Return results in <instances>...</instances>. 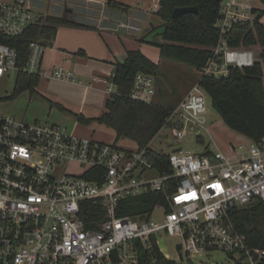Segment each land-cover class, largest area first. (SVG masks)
Instances as JSON below:
<instances>
[{
  "label": "built area",
  "instance_id": "obj_1",
  "mask_svg": "<svg viewBox=\"0 0 264 264\" xmlns=\"http://www.w3.org/2000/svg\"><path fill=\"white\" fill-rule=\"evenodd\" d=\"M222 14L220 40L203 75L220 77L231 66L256 60L252 49L231 47L225 36L253 14L225 0ZM44 19L29 0H0V34L21 35ZM45 50L32 41L20 67L17 50L0 42V79H17L19 72L41 77ZM50 75L75 80L64 66ZM156 92V76L136 74L132 99L152 102ZM206 95L199 81L171 109L163 128L177 142L203 134ZM167 161L168 168L159 169L148 147L127 150L48 120L0 115V264H138L129 245L152 236L159 243L163 233L182 237L178 248L189 256L220 249L240 264H264V248L251 246L230 216L234 206L264 201V146L253 141L248 157L232 160L221 151L210 156L177 145ZM149 191L165 193L161 218H154L155 210L150 216L119 215L124 199ZM87 201L104 208L93 227L82 217Z\"/></svg>",
  "mask_w": 264,
  "mask_h": 264
},
{
  "label": "trees",
  "instance_id": "obj_2",
  "mask_svg": "<svg viewBox=\"0 0 264 264\" xmlns=\"http://www.w3.org/2000/svg\"><path fill=\"white\" fill-rule=\"evenodd\" d=\"M223 1L161 0L157 15L162 19V24L146 35L150 31L148 29L144 34L146 36L140 40L158 46L162 59L182 63L200 71V85L210 96L212 106L224 122L231 129L264 146V23L261 21L263 10L252 9L254 18L234 23L225 34L231 47L255 49L254 64L245 67L231 66L229 73L220 77L201 74L220 40L221 32L217 22L223 17ZM106 2L112 7L120 6L117 0ZM181 6H196L198 12H188L178 18H172L173 9ZM123 9L127 10L129 7L124 6ZM61 25L84 26L68 19L66 15H47L43 21L31 24L21 35L0 34V42L17 50L18 65L23 67L29 56L30 43L38 40L45 46L50 44ZM156 30H161L158 34L162 36L163 41L151 37ZM159 70L160 65L142 51L129 50L124 61L115 63L112 82L117 91L111 92L106 109L97 120L115 130L116 140L129 138L137 143L138 149L148 147L155 166L163 169L168 168V152L151 147V142L163 129L173 106L155 100L143 102L130 96L137 73L157 76ZM40 79L38 74L19 72L14 90L8 98L13 99L27 90L34 93ZM78 118L81 122L89 121L82 115ZM171 190L173 187L168 188V191ZM163 204H166L163 191H149L124 199L119 215L150 216L158 205ZM243 206L230 209L232 222L236 230L246 236L251 246L264 248V201L256 199ZM82 208V217L87 227H93L94 221L104 216L102 205L87 201ZM134 242L138 264H184L166 256L154 236L146 242L141 239Z\"/></svg>",
  "mask_w": 264,
  "mask_h": 264
},
{
  "label": "crops",
  "instance_id": "obj_3",
  "mask_svg": "<svg viewBox=\"0 0 264 264\" xmlns=\"http://www.w3.org/2000/svg\"><path fill=\"white\" fill-rule=\"evenodd\" d=\"M117 1L120 4L119 7L109 6L106 0H29L31 7L45 17L47 15H66L68 19L84 26L61 25L52 42L46 45L42 59L43 75L34 92L35 94L30 92L29 104H27V111H29L23 113L24 116L35 121L44 105L50 106L48 112H52L53 106H60L69 114L71 113L74 119L67 115H57L56 118L63 123L65 121V124L52 121L73 130L76 134H78L77 128L83 124L78 116L82 115L89 121L91 118L85 116L88 111L95 118L101 116L106 109L107 99L113 92L112 77L115 63L124 61L129 50L138 49L123 46L117 38L127 41L129 37H132V34L135 36L140 34L142 35L141 38H144L150 24L153 25L150 15L151 13L157 14L161 0ZM225 1L231 2L238 11L250 13L252 9L264 11L262 0ZM124 6H128L129 9H123ZM261 21L264 23V15ZM139 48L147 57L160 65V70L165 66L170 76L177 75L178 79L181 76L185 80L187 77L193 76L190 73L187 74L184 66V68H179L174 64V61L162 59L161 54L160 56L156 52L151 54V48L146 44L139 45ZM56 66H64L73 71L75 80L52 77L50 72ZM198 72L200 74V71ZM200 77L187 80L186 83L180 78L179 83L181 85L179 84L178 87L169 85L170 88L167 87L169 89L168 97L165 95L164 100L174 107L188 94L193 85L199 82ZM156 83L157 92L154 100L162 102V98H164L162 94H164L165 88L159 83V74L156 76ZM176 88L177 92L175 91ZM40 116L44 117V115ZM72 120H75L73 126L70 123ZM205 130L211 135L213 145L211 142L204 143L203 134L197 136V140L203 141L205 144L197 153L213 156L216 151H221L232 160H242L249 156L253 140L231 129L222 118L207 127L205 126ZM78 135L94 137L93 133ZM138 148L129 150H137ZM165 254L169 257L167 253Z\"/></svg>",
  "mask_w": 264,
  "mask_h": 264
},
{
  "label": "rangeland",
  "instance_id": "obj_4",
  "mask_svg": "<svg viewBox=\"0 0 264 264\" xmlns=\"http://www.w3.org/2000/svg\"><path fill=\"white\" fill-rule=\"evenodd\" d=\"M150 18H152L151 23H153V25L150 24V31L152 30V27L155 26H159L160 24H162V19L155 13H151ZM149 18V19H150ZM143 25V22H142ZM154 29V30H155ZM161 30H156L151 37L159 40V41H163V38L160 34ZM132 37H129L126 40L124 39H119L117 38V40L124 46L127 47H136L138 49H134V50H141V48H139V45H143L146 44L148 47H150L151 49V54H153V52H156L157 55L160 56L161 52L158 46L153 45L151 43L148 42H142L140 40L142 35H131ZM255 52V49H252ZM143 52V51H142ZM256 54V53H255ZM170 61V60H169ZM177 67L179 68H184L187 72V74H192L193 76L187 77V80L190 81V79H196L200 76L199 72L197 71V69H195L194 67L191 66H187L184 65L182 63H178L175 62L174 63ZM184 66V67H183ZM186 74V75H187ZM13 77L8 79H0V115H14L20 119H23L26 122H32L31 118L24 116L23 113L28 112L27 111V104H29V98H30V91H24L22 93H20L19 95H17L15 98L10 99L7 96H10L14 90V86H15V81H16V76L15 74L12 75ZM180 76V75H179ZM181 78V76L179 77V79ZM179 79L176 76H170V73L168 74L166 67L163 66L161 68V70L159 71V83L161 85H164V94L162 98V95L160 96L162 98V102L164 103H168L165 99V95L168 97V88L169 85H171L172 87L177 86L180 84L179 83ZM182 81H184V83L187 82V80H185L184 78H181ZM180 80V81H181ZM181 85V84H180ZM113 91H117V87L113 84L112 86ZM170 88V87H169ZM175 91L177 92V88L175 89ZM35 94V93H34ZM206 102H207V113H206V127L208 125H211L212 123H215L217 120H219L220 118H222L220 116V114L214 109V107L212 106V102H211V98L210 96L207 94L206 95ZM48 107H50L49 105H44L43 108L40 110L39 115H37V120H48V121H59L61 123H63V121H61L60 119L58 120L56 117L57 115H67V116H71V113L69 114V112L65 111L64 108L62 107H58L53 106L52 112H48ZM31 112V110H30ZM29 112V114H30ZM34 113V111H33ZM32 113V114H33ZM40 115H44L40 116ZM48 115V116H47ZM50 115V116H49ZM86 117L91 118V120L89 122H82L83 124H80V126L77 128V133L78 134H83V135H89L92 134L94 135V138L100 141H104V142H112V141H116L117 145H119L120 147L124 148V149H131V148H137V143L129 138H121L119 140H116V132L115 130L103 123H100L97 118H95L93 116V114H91L89 111L86 112ZM48 117V119H47ZM73 118V117H72ZM74 119V118H73ZM53 120V121H52ZM71 126H73V124L75 123V120H72L71 122ZM65 124V121L64 123ZM165 135H167V137H165ZM204 135V143L205 142H211L213 145V141H212V137L210 134L207 133V131L205 130L203 132ZM152 143V147L155 149H164L167 152L172 151L176 145H181L183 148L187 149V150H191L193 152H198L199 150H201L204 147V143L203 141H198L197 140V136L193 133L189 134V136L182 142H177L176 139L173 137V135L171 134V132L169 131L168 128H163L161 129V131L155 136V138L153 139ZM246 207V206H243ZM162 213L163 210L160 206H158L155 209L154 212V218L159 219L162 217ZM183 241L182 237L180 236H176V235H169L166 233H163L162 238L160 239L159 245L161 247V249L167 253L169 255V258L176 260V261H182L184 264H240L237 261V256H230L226 251L217 249V250H212L210 252H206V253H202V254H197V255H193V256H189L186 253H184L183 251H181L178 248V245ZM136 245L135 243L132 245H129V252L131 254H135L136 253ZM182 253V254H181ZM191 260V262H190ZM190 262V263H189Z\"/></svg>",
  "mask_w": 264,
  "mask_h": 264
},
{
  "label": "water",
  "instance_id": "obj_5",
  "mask_svg": "<svg viewBox=\"0 0 264 264\" xmlns=\"http://www.w3.org/2000/svg\"><path fill=\"white\" fill-rule=\"evenodd\" d=\"M69 10H71V9H69ZM188 12H198V9H197L196 6L176 7V8L173 9L171 16H172V18H178L181 15L186 14ZM154 29H155V26L152 27L151 31H153ZM151 31H149L146 35H148Z\"/></svg>",
  "mask_w": 264,
  "mask_h": 264
}]
</instances>
